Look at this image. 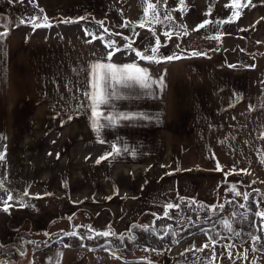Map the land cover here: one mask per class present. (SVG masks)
<instances>
[{"label":"rangeland","instance_id":"rangeland-1","mask_svg":"<svg viewBox=\"0 0 264 264\" xmlns=\"http://www.w3.org/2000/svg\"><path fill=\"white\" fill-rule=\"evenodd\" d=\"M148 2L155 3V0H87L81 4L80 2L76 4L72 0H56L52 3L46 2V5L39 0H0V14L10 18V24L16 30V34L24 37L33 34L34 45L42 40L43 31L47 33L50 41L63 44L60 40L65 39L71 46H83L81 38L85 30L94 34L88 35L93 40L90 44L93 53L90 51L89 66L102 61L103 58L107 61L109 52L119 57L116 60H124L128 54L135 55L136 50L143 51L149 44L154 46L155 37L152 36L154 31L161 41L157 53L160 61L168 62L169 60H164L162 57L173 54L183 57L171 60L175 63L180 62L173 66L172 74L180 70L182 72L193 70L189 64L199 60L204 61L202 63H212L222 69H232L243 89L246 87V79L250 84L249 95L245 92V99L249 100V111L244 105L240 110L233 108L230 111L243 118L244 129L232 128V132L236 135L230 138L239 142L246 137L244 132L248 129L249 145L259 140L263 145L261 153H264V138H262L264 137V0H251L250 6L240 10V17L233 18L235 21L233 23H225L218 28L209 25L199 31L193 29L204 19L220 20L229 17L231 10L226 9L224 5L230 3V0H198L199 5L197 0H184V6H181L178 0H168L167 8L173 10L171 14L174 30L171 38L163 35L166 29L159 23H148L152 20L151 10L148 16L144 17L143 10ZM197 5L200 6V11ZM181 7L183 11L179 10ZM209 8L211 14L205 15ZM33 16L40 18L47 16L52 27L34 30L30 23L20 24L22 18L28 20ZM142 19L145 20V26L140 28L139 23ZM65 20L77 22H62ZM99 22H103V26ZM124 24L136 25L135 32L138 35L134 34L131 28L121 27ZM181 25L186 26L188 35H184ZM104 29L108 31L105 32ZM176 32L180 35L177 36ZM217 35L221 37L219 40L211 38ZM101 36L103 39L99 38ZM125 37L128 39L126 40ZM129 43L132 45V50L125 47ZM109 44L113 47H109ZM39 47L43 49L44 46L39 45ZM115 48L120 50L115 51ZM192 51L206 55L192 56ZM42 55L34 52L32 57L41 58ZM77 55L78 53L74 55L75 58ZM74 64L76 67L70 71L72 72L70 85L74 83V88L78 89L79 86L82 89L81 63L77 61ZM24 66H29L28 62ZM147 73L150 74L149 69ZM21 76L24 79H21ZM84 78L85 72L83 81ZM56 79L60 80L58 77ZM8 80L9 83L6 85L5 78H0V82L3 83L0 85V137H3L0 139V152L4 155V158L0 159V179L7 178L8 187L18 193L27 191L28 196L24 197V206L15 200L10 201L7 212L2 210L3 204L0 203V257L14 258L4 264H32L35 257L58 254L59 251L54 247L62 246L60 242L73 246L72 253L80 250L78 251L80 255L88 256L83 257L85 264L88 262L89 264H149V262L150 264H264V252L254 253L252 241L245 235L252 229L245 226L241 235L237 237L225 231L222 224H213L220 218L231 221L232 212L243 211L233 204L226 203L233 199L226 185L236 184L238 191L251 194L250 200L253 196L259 198L260 194H264V163L258 165L257 162L236 158L230 161L233 166H228L223 163L225 159L220 148L217 151L221 159L217 158L216 162H219L223 171L216 170L217 166L213 164V158L207 162L200 160L197 156L202 155L200 151L195 160L189 159L190 151H184L183 163L179 153L176 152L179 151L182 141L190 149L188 144H191V141L186 134L188 129H184V133L182 129H169L170 139L167 144L169 147L165 150L163 159L171 160L174 157L175 159L173 165L166 168L162 174L165 177L182 176L183 190L174 195L171 191L172 185L168 183L171 187L168 192H156L155 195L144 200L139 193H135V187L141 183L155 185V180L150 177L149 171L144 169L148 161L140 162L150 150L140 149L138 153L134 152V158L137 159L131 164L112 165L109 164L111 160L107 157L99 158V155L105 154L107 147L103 143V136L100 139L92 138L93 129H112L113 125H117L114 127H122L123 132H134L136 129L129 128L137 123L129 125V120L124 119L109 123L102 118L100 124L94 128L91 110L87 118L79 114L65 116V111L60 110L56 105L60 104L59 100L55 104L51 103V106L40 103V100L32 96L27 85L23 83V81L30 83L36 81L31 73L19 72L14 65H11ZM151 80L156 81V79ZM212 85L213 88L216 86L215 79ZM222 96L224 98V95ZM114 104L117 111L112 110ZM114 104L110 101L106 107V115L115 116L117 113H122L119 104ZM78 113L85 114V111ZM216 115V119L212 117L208 119L210 121L215 119L220 125L211 129L210 125L203 129L199 126L196 129H189L192 140L196 135H202L204 142L209 136V142L219 143V138L223 137L224 133L218 130L227 128L222 114L216 113ZM232 120L236 122V118ZM235 129H239L238 133ZM67 139H70V142L67 143ZM250 151L254 157L256 151L254 149ZM98 159L100 163L96 162ZM149 163L154 164L152 170L156 167L160 168L161 163L156 162L154 158ZM239 165H246L253 170L250 168L245 172H237ZM131 169L134 170L133 173L130 172ZM224 173L228 175L225 176ZM133 174L139 178V181L135 179L134 188L128 190L132 188L130 175ZM120 178L126 189L110 190L107 182H113L115 179L120 181ZM69 185L71 189L67 191ZM254 189L259 192H255ZM178 196L184 197L185 200L179 202ZM188 199H194L197 204L189 207ZM235 199L240 201V198ZM169 202L179 203L178 208L168 210L171 219L162 217L164 206ZM222 203L224 209H217L211 220L207 219L205 212L193 210L198 209L199 204L211 206ZM261 208H264V203L261 204ZM154 213L157 215L154 216ZM157 216L162 218L157 219ZM132 225H147L155 231L149 235L131 227ZM88 226L97 231L108 226L112 231L123 234L126 238L132 233L136 239L135 241L126 239L121 244L111 237L79 239L64 236L65 231H77L79 235L87 236ZM212 227H215V231L210 232V235L216 236L220 233L223 237L215 246L214 256L211 247L197 251L204 244L209 243L208 236L199 229ZM234 227L240 226L234 225ZM254 234L264 238V232ZM108 240L112 243H107ZM223 244H231L233 247L223 249L220 247ZM145 248L149 250L145 251ZM104 249L119 258L113 256V259H110L103 256L106 252ZM245 249H247V259L243 258ZM8 250L9 254H7ZM228 251L232 252L231 258L227 255ZM95 258L99 262H96ZM2 260L3 258L0 259Z\"/></svg>","mask_w":264,"mask_h":264},{"label":"crops","instance_id":"crops-1","mask_svg":"<svg viewBox=\"0 0 264 264\" xmlns=\"http://www.w3.org/2000/svg\"><path fill=\"white\" fill-rule=\"evenodd\" d=\"M39 1L42 4H45L46 2L52 3L56 0ZM86 1L87 0H72V2H75L76 4L79 2V4H81ZM197 3L199 5L198 0ZM198 5L197 9L200 11V6ZM9 20L10 18L7 15L0 14V32L7 31L8 33L6 38L3 41H0V48L3 49L2 53H0V78H5L4 84L7 85L9 83L10 66L14 65L19 72L26 71L35 77V82L30 83L29 81H23V83L27 85L28 91L33 94L32 96L37 100H40V103L45 106H51V103L55 104L59 100L60 104L57 103L56 105L60 110L65 111V116L67 114L71 116L79 114L80 116H85L87 118L91 109L89 107H79L81 97H78L76 93L80 94L81 89L79 86L78 89L74 88V83L70 85V75L72 74L70 71L76 67L74 63H77V61L80 62V69L82 71L81 82H83L84 67L86 69L89 68L90 51H92V49H90V44H92L93 40L83 32L84 35L82 34L83 37L81 38L83 40L81 41L83 46H71L65 41V39L63 41L60 40L63 44L50 41L47 33L43 31L41 32L43 34L42 40L34 45L35 41L32 40L34 35H26L24 37L20 36V34H16V30L10 24ZM4 25H8V27L5 28ZM39 45H43V49L39 47ZM27 52L31 53L28 54ZM34 52H38L44 56L42 55L41 58L36 56L32 57ZM76 53H78L77 58L74 56ZM113 55L114 56H111L112 58L110 61L112 63L121 65L124 63L135 62L139 67L150 70V74L148 75L151 79L159 81L161 77L163 78V87H161L158 82L155 84L153 83L152 86L147 89L140 88L138 85H133L131 88L119 87L118 93L120 98L111 100L113 104H119V109L122 113L127 112L129 114H136L137 116H139V114H144L148 117L147 119H129V125L137 123V125H132L131 128H129L136 129L134 132H123L121 131L122 127L117 128L114 127L117 125H113L112 129H93L94 133L92 134V138L94 139H100L103 136V143H105L107 147H105V154L103 156L99 155V158L107 157L111 160L109 164L112 165L120 163L131 164L137 159L134 158V152L138 153L140 149L146 151L150 150L149 153L146 152L145 158H141L140 162L148 161L147 164H145L146 167H144V169L149 171L150 177H153L152 179L155 180V185L141 183L135 187V193H139L144 200L155 195L154 193L156 192H168L171 188L168 183L172 185L173 189L171 188V191L174 195L183 190L182 187L184 182L181 179L182 176L173 175L165 177L162 174L166 168H170L171 165H173L175 159V157L171 160L163 159L164 152L169 147V145H167L169 142L168 140L170 139L169 129H182L183 133L184 129H188L186 134L191 141V144H188L190 149L185 146L181 139L182 142H180L179 151L176 152L177 154L179 153L183 163L185 162L184 151H190L188 157L193 160H195L196 155L200 151L202 152V155H197L200 160L203 159L207 162V160L214 159L213 164H216L217 166L216 160L217 158H220L217 151L218 148H220L224 155L225 162L223 161V163L228 166L232 167L233 164L231 165L230 161L235 160L236 158L237 160L244 158L247 161L257 162L258 165L262 163L261 161L264 157V153H261L263 145L262 143L260 144L259 140L253 145H249L250 138L248 129L244 132L246 137L243 138V140L237 142L230 138V136L236 135L232 132V128L244 129L245 122L243 118L241 116L239 118L235 113L230 111H232L233 108L240 110L243 108V105L247 108V111H249V100L245 99V92L249 95L248 85L250 83L248 79H246V87L243 89L240 85V80L234 75L232 69H222L212 63H202L204 61L199 60L196 63L189 64V67L191 65L193 70L185 72L180 70L179 72L172 74L171 69H173L175 64L180 62H148L139 59L134 53L125 56L126 59L124 60H116L119 59V57H115V54ZM27 62L29 66L26 67L24 64ZM102 62L108 61H105V58H103ZM183 66H185V64H183ZM56 77L60 80H57ZM21 79L24 78L21 76ZM213 79L216 80V86L214 88L212 85ZM2 84L1 81L0 85ZM84 87L85 85L82 84V88ZM73 95H75L76 99H73ZM222 95H224V98ZM87 103L88 102L85 101V104ZM245 103H247V105H245ZM72 110L75 111L72 113ZM108 110L110 111L111 109L109 108ZM112 110L117 111L115 104ZM78 111L82 113L85 111V114H80ZM100 111L106 116L105 106L102 105ZM216 113L222 114L223 119L226 121L227 128L218 130L219 132L224 133V136L219 138V143L214 141L209 142V136H207L206 141L204 142V140H202V135H196L195 139L193 137L192 140V137L189 136V129H196L198 126L203 129L205 126L207 127L209 125L211 126V129L220 125V122L217 123L215 121L217 117ZM174 117L177 119L173 120ZM211 117L215 119L210 121L208 118ZM102 118L103 116L100 119L101 121L103 120ZM232 118H236V122H234ZM100 120L98 124H100ZM129 129L127 130L129 131ZM235 131L238 133L239 129H235ZM68 142H70V139H67V143ZM113 145H116L121 149L119 154L112 153ZM251 149L256 151L254 157H252ZM109 153H112V155H108ZM153 158L156 162L161 163L160 168L156 167L155 170H152L154 164L149 162H152ZM254 159L256 161H254ZM250 168L251 167L246 165H239V168H237L236 171L241 172L242 170ZM251 169L253 170V168ZM130 172L133 173L134 170L131 169ZM163 178L165 179L163 180ZM132 179H134V181ZM135 179L138 180L139 178L134 174L133 176L130 175V184L132 188L128 190L134 188L136 183ZM148 180H146V183ZM107 183L109 184L108 187L110 190L117 188L126 189V185L122 183L121 178L120 181L115 179L113 182ZM69 189H71V185L67 186L66 190L68 191ZM104 227L100 230H106V227L108 228V226ZM60 243L62 246L57 245L59 247L54 248H56L59 253H62V256H58L57 254H47L40 258L35 257L32 264H49L48 258H51V264H85L83 257L87 258L88 256L80 255L78 253L80 250H76L72 253L73 246L69 245V247H64V245L67 244L64 242ZM66 249H69L70 251L65 252L64 250ZM104 250L107 253L103 251L105 253L103 256L110 259H113L112 257L116 256L107 249ZM95 261L99 262L97 258H95Z\"/></svg>","mask_w":264,"mask_h":264},{"label":"snow or ice","instance_id":"snow-or-ice-1","mask_svg":"<svg viewBox=\"0 0 264 264\" xmlns=\"http://www.w3.org/2000/svg\"><path fill=\"white\" fill-rule=\"evenodd\" d=\"M179 4L181 6H184V0H178ZM168 0H155V3L148 2L147 6L144 8L143 13L144 17L148 16L149 10L152 12V20L148 21V23H159L161 26H163L166 30L163 32V35L165 37L171 38V34L173 29L172 21V9L167 8ZM251 4V0H230V3H226L224 7L226 9L231 10V15L227 17L226 19H220V20H209L204 19L200 23L196 25V27L193 29V31H199L200 29H205L209 25L218 28L220 25H223L225 23H233L235 22L233 18L238 19L241 15V9L244 7H248ZM180 11H183V7L179 9ZM43 10L41 9V12ZM211 9L209 8L208 12L205 13V15H210ZM83 19V18H81ZM40 21V22H37ZM64 23H75L77 21H62ZM30 23L31 27L35 30L38 28H50L52 27V24L48 22L47 16H44L43 18L40 17H30L28 20L21 19L20 24H26ZM101 26H103V22H99ZM258 23V22H257ZM145 26V20L142 19L139 23V27L143 28ZM5 28L8 27V25H4ZM121 27H128L131 28L134 34H137L135 32L136 25L132 24H124L121 25ZM181 27L184 29V35H188V31L185 25H181ZM105 32H107V29H104ZM151 31V30H150ZM86 35H94L92 33H88L87 30H85ZM8 35L7 31L0 32V41H3L6 36ZM176 35L179 36L180 33L176 32ZM152 36L155 37V45L149 44L143 51L136 50L135 55L144 61L148 62H156L159 63L160 59L157 58V53L159 51V47L161 46V41L159 37L156 36V33L152 31ZM100 39H103V37H99ZM213 39L219 40L220 36H214L211 37ZM127 40L128 38L125 37ZM109 47H113L112 44H109ZM128 50H132L131 43L127 44L125 46ZM179 47V45H177ZM115 51H119V48H115ZM3 49L0 48V53H2ZM113 55V52H109L107 56L108 62H102L97 61L95 63H92L89 68L85 69V78L83 81V84L85 85L84 88L80 90V103L79 107H89L91 109V118H92V126L95 128L98 125L99 120L103 116L105 120H107L109 123H114L117 119H134V118H143L147 119L148 117L144 114H139L137 116L136 114H126V113H117L115 116L112 114L104 115L100 108L101 106L107 107L111 100L113 99H119V93L118 88H131L133 85H138L140 88L147 89L152 86L153 83H160L161 87H163V78L161 77L159 81L151 80L147 73V69L143 67H139L137 63H124L121 65H118L116 63H112L111 56ZM192 56H198V55H206V53L198 52V51H192ZM183 57L177 56L175 54L168 55L162 57L164 60H174V59H181ZM73 99H76L75 95H73ZM85 101L88 103L85 104ZM251 107V105H250ZM71 119V117H69ZM264 138V137H262ZM0 139H3V137H0ZM127 150V149H125ZM121 151L120 148H118L116 145L112 146V153L119 154ZM112 153H109L108 155H112ZM4 155L2 152H0V159H3ZM106 157H101L100 159H105ZM100 159H98L96 162L100 163ZM264 163V159L261 161ZM217 171H223L220 168V165L217 163ZM246 171V170H242ZM225 176L228 175V173H224ZM255 183V181H253ZM227 190L232 194L233 199L226 201L228 204H233L237 209H243V211L240 212H232L231 217L232 220L223 219L220 218L217 221H214L213 224L220 223L223 225L225 231L231 233L233 236H240L241 231L245 226L252 229V231H248L245 233L249 237V239L252 241V251L255 252H264V242H262V236L259 234L254 233H260L264 232V208H261V204L264 203V194H260L259 198L253 196L250 200V193L248 192H241L237 190L236 184H230L226 185ZM255 192H259V190L254 189ZM0 193H4V195H0V203L3 204V211L7 212L10 207V201L15 200L18 202L21 206H24L25 201L24 197L28 196V192L25 191L24 193H18L15 192L14 189H11L8 187L7 178L0 179ZM235 198H240V201H237ZM110 199V198H109ZM185 200L184 197L178 196V201L183 202ZM187 204L189 207H191L194 204H197V201L194 199H188ZM174 207H179V203L173 204L171 202L167 203L164 206V210L162 212V217H167L171 219L169 216V211L173 209ZM223 210L224 204L219 205H205V204H199L198 209H193L194 211H201L205 212L206 217L208 220L212 219V215L216 214V210ZM156 216L157 214H153ZM161 216H157V219L162 218ZM234 225H239L240 227H234ZM131 227L138 229L139 231H143L145 233H148L149 235L152 234L155 229L150 228L147 225L139 226V225H132ZM169 227H171L169 225ZM88 235L87 236H81L77 231H65L64 236H70V237H77L79 239H96L97 237H103V238H114L119 243L123 244L126 239H130L132 241H135L136 237L134 234L129 233V237H125L123 234H117L114 231L111 230L110 227H108L106 230H94L91 228V226L87 227ZM199 231L205 235L208 236L209 243H206L203 245L202 248L197 249V251H203L204 248H212L213 256L215 255V246L219 244V240L223 239V237L220 236V233H217L216 236H212L209 233L215 231V227H212L211 229H204L200 228ZM167 235V232H165ZM174 234V233H173ZM163 237H161L162 239ZM63 239V237H61ZM107 243H112L111 240H108ZM64 247H69V245H64ZM223 249H231L233 245L231 244H223L220 245ZM145 251L149 250L147 248L144 249ZM153 251L155 249H152ZM58 256H62V253H58ZM228 257H232V252L228 251L227 253ZM243 258L247 259V249L243 252ZM49 259V264H51V258ZM0 264H4V262L0 261ZM150 264V262H149Z\"/></svg>","mask_w":264,"mask_h":264},{"label":"built area","instance_id":"built-area-1","mask_svg":"<svg viewBox=\"0 0 264 264\" xmlns=\"http://www.w3.org/2000/svg\"><path fill=\"white\" fill-rule=\"evenodd\" d=\"M1 258H3V260H2V262H4V263H8L9 262V258L8 257H6V256H3V257H0V259Z\"/></svg>","mask_w":264,"mask_h":264},{"label":"trees","instance_id":"trees-1","mask_svg":"<svg viewBox=\"0 0 264 264\" xmlns=\"http://www.w3.org/2000/svg\"><path fill=\"white\" fill-rule=\"evenodd\" d=\"M9 253H10V251L8 250V253H7V254H9ZM10 255H11V254H10ZM10 257H11V256H10ZM11 258L14 259L13 256H12ZM12 259H11V260H12Z\"/></svg>","mask_w":264,"mask_h":264}]
</instances>
